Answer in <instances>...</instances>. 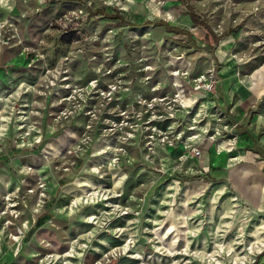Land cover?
Listing matches in <instances>:
<instances>
[{
    "label": "rangeland",
    "instance_id": "rangeland-1",
    "mask_svg": "<svg viewBox=\"0 0 264 264\" xmlns=\"http://www.w3.org/2000/svg\"><path fill=\"white\" fill-rule=\"evenodd\" d=\"M0 264H264V0H0Z\"/></svg>",
    "mask_w": 264,
    "mask_h": 264
},
{
    "label": "built area",
    "instance_id": "built-area-1",
    "mask_svg": "<svg viewBox=\"0 0 264 264\" xmlns=\"http://www.w3.org/2000/svg\"><path fill=\"white\" fill-rule=\"evenodd\" d=\"M217 74L214 70L207 72L206 74H201L192 80V86L187 85V89H184L182 84H176L175 89L177 91L176 98L182 102L180 104L181 108L193 110L195 103L199 100L206 98V95L213 91ZM175 101V100H174ZM176 102V101H175ZM196 131V129H191ZM195 155H199V150H193Z\"/></svg>",
    "mask_w": 264,
    "mask_h": 264
},
{
    "label": "crops",
    "instance_id": "crops-1",
    "mask_svg": "<svg viewBox=\"0 0 264 264\" xmlns=\"http://www.w3.org/2000/svg\"><path fill=\"white\" fill-rule=\"evenodd\" d=\"M217 58L224 63V67L222 69L226 68V71L224 73H222V71H220V79L221 80L219 81L218 84H220L222 81H225V82L227 81L228 84L231 85L230 89L226 91L227 103L231 104L233 96H234L233 95L234 91L232 90V88H233V77L235 76L233 74V69L234 68H235V70H237V69H236L235 64H232V61H228L229 63L227 64L228 59H226L224 56H217ZM236 76H237V73H236Z\"/></svg>",
    "mask_w": 264,
    "mask_h": 264
},
{
    "label": "bare ground",
    "instance_id": "bare-ground-1",
    "mask_svg": "<svg viewBox=\"0 0 264 264\" xmlns=\"http://www.w3.org/2000/svg\"><path fill=\"white\" fill-rule=\"evenodd\" d=\"M8 201H12V200H9V199H8ZM10 203H11V202H10ZM14 206H16V205L10 206V208H12V207H14ZM261 247H262V246H261Z\"/></svg>",
    "mask_w": 264,
    "mask_h": 264
}]
</instances>
